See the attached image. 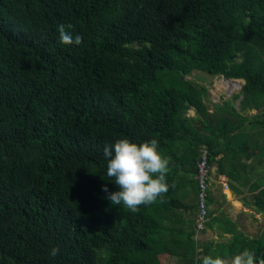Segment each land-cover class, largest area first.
<instances>
[{
	"label": "trees",
	"instance_id": "16d2710c",
	"mask_svg": "<svg viewBox=\"0 0 264 264\" xmlns=\"http://www.w3.org/2000/svg\"><path fill=\"white\" fill-rule=\"evenodd\" d=\"M61 23L82 43L61 44ZM194 71L243 79L241 106L261 115L210 113L185 78ZM260 134L264 0H0V264H162L163 254L202 264L245 249L264 258V231L249 237L230 221L222 245L196 239L197 218L181 212L198 211L205 148L209 185L216 166L244 186L246 161L264 164ZM121 138L159 141L170 158L163 202L132 213L105 198V185L119 189L103 150ZM249 190L264 213V185ZM206 202H216L210 186ZM208 218L206 228L219 223L210 207Z\"/></svg>",
	"mask_w": 264,
	"mask_h": 264
},
{
	"label": "clouds",
	"instance_id": "9594fccd",
	"mask_svg": "<svg viewBox=\"0 0 264 264\" xmlns=\"http://www.w3.org/2000/svg\"><path fill=\"white\" fill-rule=\"evenodd\" d=\"M72 29V24L61 23L57 26L61 44L82 43V36L74 34ZM103 155L107 161V176L119 189L110 192L107 185L102 189L107 193L105 198L112 205H123L125 209L136 213L141 206L152 205L158 198L163 202V196L170 187L167 180L170 158L162 153L157 139L138 144L129 138H121L114 145H105ZM59 252L58 247H53L49 250V255L54 258ZM202 264H264V258L257 260L252 251L245 249L231 258L205 255Z\"/></svg>",
	"mask_w": 264,
	"mask_h": 264
},
{
	"label": "rangeland",
	"instance_id": "374dc122",
	"mask_svg": "<svg viewBox=\"0 0 264 264\" xmlns=\"http://www.w3.org/2000/svg\"><path fill=\"white\" fill-rule=\"evenodd\" d=\"M185 78L187 80H190L200 85L203 88V90H205L204 102L210 113H216L217 108L220 106L236 107L238 111H240V113L243 115V117L249 120L252 118L254 119L256 115L262 113L260 109H256L252 106L247 109H243V107L241 106L242 87L245 84V81L243 79H226L223 75L211 76L202 71H194L191 75L186 76ZM238 95H241V96L238 97ZM187 117L196 118L198 117V114L194 108H190L187 112ZM251 121L252 120H250L249 122ZM203 124H205V121L203 120V118H201L200 120L196 122V126H198L199 128H201ZM252 131L256 132L255 129H253ZM262 141L264 142V139H262ZM251 161H252V164H255V161H259V160L251 159ZM211 170H212L211 177H213L212 179H215L214 175H215V172H217V167L212 166ZM210 191L212 192L215 200L217 201L209 206L210 210H214L216 209L217 206H219V201L222 200L221 199L222 191L214 182L210 185ZM190 195H191L190 201L193 202L194 194L192 193V190H190ZM184 201L187 202L188 199L186 198L184 199ZM224 203H227V202L225 201ZM224 203L223 204L221 203L223 207H225ZM229 205H232L233 207H235L234 210H236L237 214L242 213L241 216L243 215V212L245 211L243 207L241 206L239 207L242 211V212H239L238 205L235 206L234 202L232 204L228 203V206ZM181 212H183V217L188 218L190 220L195 219L196 221L198 211L194 212V211H188V210L182 209ZM247 217L248 218L246 220V224L242 225V231L244 233H246L250 237H254V236H257L259 233L263 232L264 230V217L263 216H260V218L256 217L252 219L250 217V214H248ZM216 232L215 230H210L208 228L204 232L197 234L196 239L210 240V241H214V243H221L222 245L228 241L227 239H231L227 237L224 238L223 236L218 237L220 236V233L217 234L218 232L217 233ZM212 249L214 250V248L212 247L210 251H212ZM205 255L206 254L201 255V256H205ZM228 258H231V257H228ZM161 259H162V264H179V262L174 256L163 254Z\"/></svg>",
	"mask_w": 264,
	"mask_h": 264
},
{
	"label": "crops",
	"instance_id": "0c3cea01",
	"mask_svg": "<svg viewBox=\"0 0 264 264\" xmlns=\"http://www.w3.org/2000/svg\"><path fill=\"white\" fill-rule=\"evenodd\" d=\"M246 163L249 167L247 168L249 175H248V179L246 180V185L244 186L239 183L232 182L225 175H219L217 172H215L214 175L215 179H212V182H214L222 191V197H221L222 200L219 201V206H217L216 209L211 210L213 211V217L218 219L219 223L214 222L213 226L207 227V229L209 228L210 230H215V232L216 231L218 232V233L216 232L217 234L220 233V236L218 237L223 236L224 238L226 237L232 238V235L227 232V228H230L229 226L230 221L234 222L235 227L238 230L242 231V225L246 224L248 214H250V217L252 219L256 217L260 218V216L264 217L263 212H259L256 210L253 204L254 192H251L249 190L251 184L253 183L259 182V184H261L262 186L264 185V164H260L259 161H255V164H252L251 159L247 160ZM224 184H227L228 187H225ZM233 185L238 189H241L240 190L241 192L238 193V191H236L235 188H233ZM225 201L227 203H224ZM233 202L235 206L238 205L239 212H242L241 209L239 208L240 206L245 209L242 216H241L242 213L241 214L236 213V210H234L235 207H233L232 205H229L230 207L228 206V203L232 204ZM221 203L222 204L224 203L225 207H223ZM221 220L224 221V223L226 224V229L219 225L221 223Z\"/></svg>",
	"mask_w": 264,
	"mask_h": 264
},
{
	"label": "built area",
	"instance_id": "2783aa9c",
	"mask_svg": "<svg viewBox=\"0 0 264 264\" xmlns=\"http://www.w3.org/2000/svg\"><path fill=\"white\" fill-rule=\"evenodd\" d=\"M208 150L205 148L202 154V160L199 162V181H200V192H199V207L197 215V232L205 230L206 224L209 220V206L207 205V190L209 189V170L210 165L208 163ZM225 187H228L227 184H224Z\"/></svg>",
	"mask_w": 264,
	"mask_h": 264
},
{
	"label": "water",
	"instance_id": "95a60500",
	"mask_svg": "<svg viewBox=\"0 0 264 264\" xmlns=\"http://www.w3.org/2000/svg\"><path fill=\"white\" fill-rule=\"evenodd\" d=\"M225 77V76H224ZM226 78V77H225ZM226 79H228V78H226Z\"/></svg>",
	"mask_w": 264,
	"mask_h": 264
}]
</instances>
